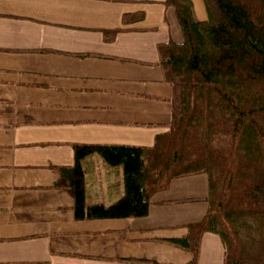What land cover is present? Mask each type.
<instances>
[{
  "label": "crops",
  "instance_id": "1",
  "mask_svg": "<svg viewBox=\"0 0 264 264\" xmlns=\"http://www.w3.org/2000/svg\"><path fill=\"white\" fill-rule=\"evenodd\" d=\"M164 1L0 0V264L191 262L175 241L206 211L205 174L172 179L140 217L78 219L72 194L56 186L74 144L150 147L168 130L172 87L157 45L183 36ZM190 3L206 20L203 0ZM105 30L118 31L106 41ZM100 160L107 166L96 153L81 160L87 206L124 195L121 166L117 194L88 190L98 168L94 183L110 192L113 169ZM223 257L219 235L205 232L196 264Z\"/></svg>",
  "mask_w": 264,
  "mask_h": 264
},
{
  "label": "trees",
  "instance_id": "2",
  "mask_svg": "<svg viewBox=\"0 0 264 264\" xmlns=\"http://www.w3.org/2000/svg\"><path fill=\"white\" fill-rule=\"evenodd\" d=\"M203 2L207 19L196 21L190 0L164 1L183 36L157 45L172 87L168 130L150 147L74 144V163L58 168L56 186L72 194L78 219L140 217L172 179L205 174L206 211L175 243L196 264L202 235L213 232L223 264H264V0ZM94 153L123 169L124 195L109 205L85 204L81 160Z\"/></svg>",
  "mask_w": 264,
  "mask_h": 264
},
{
  "label": "rangeland",
  "instance_id": "3",
  "mask_svg": "<svg viewBox=\"0 0 264 264\" xmlns=\"http://www.w3.org/2000/svg\"><path fill=\"white\" fill-rule=\"evenodd\" d=\"M96 155H98V154H96ZM98 159H100V158H98ZM101 161V163H103L102 165H105L106 166V164L104 163V162H102V160H100ZM91 165L89 166V168H92L93 167V163H92V161L91 162H89ZM106 167H108V168H110V169H113L111 172H108L107 173V176H109V178H110V180H111V185H110V192L108 191L107 193H105V195H104V192H103V190H101V192L98 190V186L96 185V183H94V181H95V177L97 176V174H98V172L96 171V170H100V169H98V168H95L96 170H94V169H90L89 170V173H88V175H87V178H86V181H87V188H88V190L89 191H91V193L92 194H94V193H96V194H98L100 197H104V196H106V197H108L109 195H110V193L111 194H117L116 192H117V190L118 189H120L121 188V183L119 182V179L121 180V176H122V173H121V171H120V173L118 174V172H117V170L116 169H119V168H117V167H119V166H110V165H108L107 164V166ZM122 167V166H121ZM101 174H100V178H106V174H104L103 172L104 171H99ZM122 172H123V169H122ZM103 174H104V177H103ZM109 174V175H108ZM99 199V200H103V199Z\"/></svg>",
  "mask_w": 264,
  "mask_h": 264
}]
</instances>
